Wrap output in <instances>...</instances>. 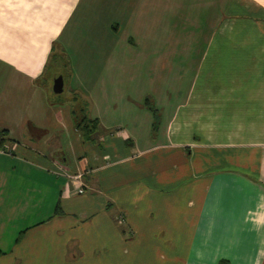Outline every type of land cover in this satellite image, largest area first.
Returning <instances> with one entry per match:
<instances>
[{"label":"crops","instance_id":"0c3cea01","mask_svg":"<svg viewBox=\"0 0 264 264\" xmlns=\"http://www.w3.org/2000/svg\"><path fill=\"white\" fill-rule=\"evenodd\" d=\"M157 34L188 45L154 68ZM261 196L264 0H0V264H264Z\"/></svg>","mask_w":264,"mask_h":264},{"label":"rangeland","instance_id":"374dc122","mask_svg":"<svg viewBox=\"0 0 264 264\" xmlns=\"http://www.w3.org/2000/svg\"><path fill=\"white\" fill-rule=\"evenodd\" d=\"M196 12H198V11L196 10L195 13ZM105 18L110 19L111 16L107 15ZM160 18H161L160 12L155 11V14H154V19L156 20L155 21V27L162 29V26L160 23ZM165 18L169 20L166 22H167V24H170V25L172 23H175L178 21L176 19V14H175L174 10H171L168 13H166ZM70 27L75 32V34L79 35L80 30L82 28V20L80 19L79 22H77V21L72 22L70 24ZM83 27H84V24H83ZM208 31H206V33L204 32V34H199L200 39L195 40L194 43L192 44L191 50H194L196 55L192 56L190 58V62L186 64V66H190L192 64V68H191L192 71L196 70L197 62L200 59L201 52L204 53L208 50V46H209L208 41L205 40V38H201L202 35H206ZM82 35L83 36L85 35V29H84V32L82 33ZM172 36L173 35H171V34H157L154 36V40L152 42V49L154 50V68L157 67V65H158L157 63L159 61H162V60L167 58L164 56V54L166 52H169V51L171 52V50L172 51H175V50L176 51H183L184 46L187 48L188 44L185 41H183L184 38H182V40L173 41L177 38H172ZM176 36H178V35H175L174 37H176ZM70 58H71V60L73 59L71 56H70ZM169 59L175 60V62H176V67L174 68L175 70L179 67L178 66L179 62L185 63V60H186V58L184 56L171 57ZM66 65L68 66V63H67L66 59H64V58L54 57V58H52V60L50 62V66H49L47 73H46L47 78L54 80L55 78H57L59 76H63V80H64V84H65V90L62 94L57 95L54 92L51 93V100L52 101L59 100V101H63V102H68L70 104V107H72L74 110V115H75L74 120L80 123V121H82L83 118L85 117L84 113H85L87 105L85 104V101L80 96H72L71 91L69 89L71 82H72V69L67 70ZM173 78L176 79V71L172 72L170 80L172 81ZM190 78H191V73L186 76V78L184 79V82H183V85H184L186 92L192 86L193 81L191 82ZM40 83H42V81H40ZM177 83L179 84L180 81L177 80ZM172 84H174V81L171 83V85ZM156 89L154 88L153 92L156 93ZM169 90L172 94V88H169ZM75 97H76V99H74Z\"/></svg>","mask_w":264,"mask_h":264},{"label":"clouds","instance_id":"9594fccd","mask_svg":"<svg viewBox=\"0 0 264 264\" xmlns=\"http://www.w3.org/2000/svg\"><path fill=\"white\" fill-rule=\"evenodd\" d=\"M261 200L264 201V196H261ZM259 207L264 208V204ZM249 217L251 224L255 226L257 231L264 230V212L259 214L249 213ZM260 256H264V249L261 250ZM256 264H260L259 258L256 260Z\"/></svg>","mask_w":264,"mask_h":264},{"label":"water","instance_id":"95a60500","mask_svg":"<svg viewBox=\"0 0 264 264\" xmlns=\"http://www.w3.org/2000/svg\"><path fill=\"white\" fill-rule=\"evenodd\" d=\"M64 86L65 84H64L63 76H59L53 80L52 90L55 94L59 95L64 92L65 90Z\"/></svg>","mask_w":264,"mask_h":264},{"label":"trees","instance_id":"16d2710c","mask_svg":"<svg viewBox=\"0 0 264 264\" xmlns=\"http://www.w3.org/2000/svg\"><path fill=\"white\" fill-rule=\"evenodd\" d=\"M54 57H58V56H57V55H53V56H51V60H52V58H54ZM58 58H60V57H58ZM51 60H50V62H51ZM49 66H50V64H49ZM74 99H76V97H75ZM150 109H151V110L153 111V113L155 114V120L157 121V120H158L157 110L154 109V108H150ZM81 122H82V121H80V123H81ZM80 123H78V127H79V128H81V125H82L83 122H82L81 124H80ZM92 123H94V122L87 121V123H86V122L84 123V125H86L85 127H86L87 129H89V132H90V133H92V132L94 131L93 127L91 126ZM2 133H4V132H2ZM56 214H61L60 207L57 208V210H56Z\"/></svg>","mask_w":264,"mask_h":264},{"label":"built area","instance_id":"2783aa9c","mask_svg":"<svg viewBox=\"0 0 264 264\" xmlns=\"http://www.w3.org/2000/svg\"><path fill=\"white\" fill-rule=\"evenodd\" d=\"M68 177H69L70 179H76V178L82 177V175L74 176V177L68 175ZM78 193H79V194H84V193H85L83 187L80 186V188L78 189Z\"/></svg>","mask_w":264,"mask_h":264}]
</instances>
